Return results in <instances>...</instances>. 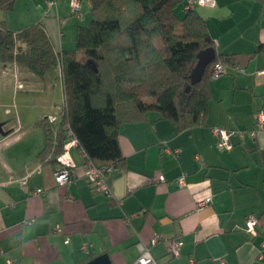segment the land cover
Returning a JSON list of instances; mask_svg holds the SVG:
<instances>
[{
  "label": "crops",
  "instance_id": "obj_1",
  "mask_svg": "<svg viewBox=\"0 0 264 264\" xmlns=\"http://www.w3.org/2000/svg\"><path fill=\"white\" fill-rule=\"evenodd\" d=\"M70 1L17 0L0 19L13 32L40 23L57 53L70 51L78 27L89 24L90 0H79V14ZM213 1L194 12L216 52L239 55L245 73L209 79L202 127L177 132L154 111L122 124L125 163L106 177L104 191L84 177L76 148L75 176L64 186L54 180L59 164L38 158L45 140L36 122L57 121L56 106H0V264H87L103 254L111 264H132L139 243L158 263L264 264V130L255 141L230 136L229 151L218 148L213 134V128L253 129L264 109V0ZM36 79L21 65H0L1 93L30 92ZM248 215L257 217L255 236L245 231ZM177 236L180 257L172 258L164 239Z\"/></svg>",
  "mask_w": 264,
  "mask_h": 264
},
{
  "label": "trees",
  "instance_id": "obj_2",
  "mask_svg": "<svg viewBox=\"0 0 264 264\" xmlns=\"http://www.w3.org/2000/svg\"><path fill=\"white\" fill-rule=\"evenodd\" d=\"M16 2L0 0V14L12 11ZM187 2L90 0L88 26L78 27L73 50L60 53L42 24L13 32L0 19V65H21L40 80L50 70L60 73L59 118L36 122L45 140L41 161L58 164L70 130L83 162L121 168L119 128L144 120L148 112H158L177 132L204 126L210 69L218 61L238 66L240 56L216 52L204 19ZM208 48L215 50V59L191 85L196 56Z\"/></svg>",
  "mask_w": 264,
  "mask_h": 264
},
{
  "label": "built area",
  "instance_id": "obj_3",
  "mask_svg": "<svg viewBox=\"0 0 264 264\" xmlns=\"http://www.w3.org/2000/svg\"><path fill=\"white\" fill-rule=\"evenodd\" d=\"M196 5L198 6H214L213 0H188L187 8L192 9ZM71 12L73 14H79V0L70 1ZM230 72L244 74L245 70L238 66L229 67L221 61L214 63L209 72L210 79H218ZM255 117V127L253 129L247 130L246 134L241 131H228L221 128H213V134L218 138L217 146L222 151H229L231 149V143L229 141L230 136H236L240 139H243L245 135L251 138L253 141L256 140L258 132L264 130V114L261 110L257 111L254 115ZM67 141L64 144L63 152L60 156L57 157V163L59 164V169L54 173L55 183L59 186H64L69 183L72 178L75 176V164L70 156V151L72 148H77L78 142L77 139L72 135L70 130H67ZM177 153V152H176ZM82 158L84 157L83 153L80 152ZM196 159H199L198 157ZM115 170L114 166L107 165L103 167H96L90 161H86L83 166V175L88 180L90 185L95 191H104L105 190V179L106 177ZM161 180V179H160ZM179 185L184 184V176L178 180ZM42 194V190H36L33 192V195ZM210 203V200H204L200 203V206H205ZM258 224L257 217L254 215H248L245 218V231L248 234L255 236L257 234L256 227ZM264 227V226H262ZM159 240V236L151 241L152 244L156 243ZM166 244V250L170 257L179 258L180 257V247L182 245L181 236H177L173 239L167 240L164 239ZM264 246V242L262 244ZM139 255L137 259L132 264H169V262L158 263L154 260L149 252V248L146 244L139 243L137 244ZM13 264V263H10ZM217 264H224L222 261Z\"/></svg>",
  "mask_w": 264,
  "mask_h": 264
},
{
  "label": "rangeland",
  "instance_id": "obj_4",
  "mask_svg": "<svg viewBox=\"0 0 264 264\" xmlns=\"http://www.w3.org/2000/svg\"><path fill=\"white\" fill-rule=\"evenodd\" d=\"M34 83V90L19 91L17 94L0 92V106H56V113L59 116L60 109L63 105V91L60 73L58 70H50L45 79L42 81L39 78ZM40 80V81H39ZM30 86L29 83H25ZM259 99L256 98L255 102ZM259 106H264L259 103ZM264 114V109L261 108ZM9 118V117H8ZM251 126L248 128L250 130ZM240 130L246 134L248 130Z\"/></svg>",
  "mask_w": 264,
  "mask_h": 264
},
{
  "label": "water",
  "instance_id": "obj_5",
  "mask_svg": "<svg viewBox=\"0 0 264 264\" xmlns=\"http://www.w3.org/2000/svg\"><path fill=\"white\" fill-rule=\"evenodd\" d=\"M196 57V65L189 76L191 85L198 84L201 81L207 66L211 64L215 59V50L212 48L205 49L203 51H200ZM87 264H111V262L108 256L106 254H103L91 260Z\"/></svg>",
  "mask_w": 264,
  "mask_h": 264
}]
</instances>
